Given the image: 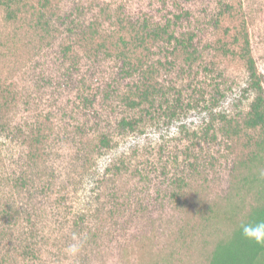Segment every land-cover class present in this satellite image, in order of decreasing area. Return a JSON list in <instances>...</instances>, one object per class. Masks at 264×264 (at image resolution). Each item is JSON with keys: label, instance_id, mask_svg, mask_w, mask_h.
<instances>
[{"label": "rangeland", "instance_id": "rangeland-1", "mask_svg": "<svg viewBox=\"0 0 264 264\" xmlns=\"http://www.w3.org/2000/svg\"><path fill=\"white\" fill-rule=\"evenodd\" d=\"M24 4L14 21L0 9V264H208L249 172L248 136L213 120L251 101L234 36L248 33L264 87V0ZM169 19L196 61L175 41H136Z\"/></svg>", "mask_w": 264, "mask_h": 264}, {"label": "trees", "instance_id": "trees-1", "mask_svg": "<svg viewBox=\"0 0 264 264\" xmlns=\"http://www.w3.org/2000/svg\"><path fill=\"white\" fill-rule=\"evenodd\" d=\"M25 0H0V9L6 12V17L10 21L16 20L24 7ZM43 3V6H46ZM189 15V13H185ZM184 14L175 16L179 21L183 19ZM36 20V27L41 31H50L51 21L43 12L34 13ZM73 23V22H72ZM177 21L169 19L165 26H160L152 31L148 30V25L145 23L141 29V35L136 37V41L144 42L151 39L153 42L166 40L168 43L175 41L177 48H180L185 56V61L192 63L198 59V52L194 45L193 35H182L177 37L173 31H170ZM77 27V26H76ZM75 27V29H76ZM73 32L71 28H68ZM92 32L91 34H94ZM235 45L240 51L236 56L240 58L246 67L248 80L246 87L243 90V99L249 100V108L247 111H240L235 117L229 118L226 114L221 115L219 120L223 123L220 132H222L228 140H238L242 135L248 136L245 147L248 149V154L238 158V166L240 169L245 170L248 168L249 172L243 179V186L247 189L244 193L242 201L228 211L229 221L232 224L233 230L227 236L218 237L215 241L212 250L206 255L208 264H264V246L257 245L253 241L247 240L243 237L240 231V225L251 221L264 220V177L259 175L261 170H264V87L263 76L259 73L256 61L251 54L250 41L247 32H243L234 36ZM127 43L124 42L126 46ZM240 48H239V47ZM72 49L69 46L66 50ZM225 51V49H224ZM151 90V87L148 86ZM156 91V90H155ZM154 92V91H153ZM152 93V90H151ZM220 97L222 93L219 94ZM150 92L145 89L139 95L138 101H132V106L141 105L149 100ZM215 104L217 99L212 100ZM242 105L243 102H242ZM133 121L123 119L121 126L123 128L134 126ZM212 123V122H211ZM209 131H213L210 125ZM253 133L255 135H253ZM102 146L110 145V141L106 135L100 138ZM5 215L7 211H2ZM212 245V242H211ZM10 258V257H7Z\"/></svg>", "mask_w": 264, "mask_h": 264}, {"label": "clouds", "instance_id": "clouds-1", "mask_svg": "<svg viewBox=\"0 0 264 264\" xmlns=\"http://www.w3.org/2000/svg\"><path fill=\"white\" fill-rule=\"evenodd\" d=\"M259 175L264 177V170H261ZM240 231L245 239L253 241L257 245L264 246V220L242 223L240 225ZM77 250L76 245L69 248V251L72 253H75Z\"/></svg>", "mask_w": 264, "mask_h": 264}]
</instances>
